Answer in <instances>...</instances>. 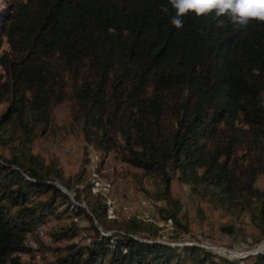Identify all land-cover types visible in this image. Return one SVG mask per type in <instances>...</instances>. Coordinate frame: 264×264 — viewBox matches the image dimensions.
Returning <instances> with one entry per match:
<instances>
[{
    "label": "trees",
    "instance_id": "trees-1",
    "mask_svg": "<svg viewBox=\"0 0 264 264\" xmlns=\"http://www.w3.org/2000/svg\"><path fill=\"white\" fill-rule=\"evenodd\" d=\"M16 3L0 26V264H238L158 240L161 227L136 215L107 217L91 177L63 176L31 143L65 102L99 152L98 174L115 151L153 176L154 198L167 200L155 208L159 218L177 222L180 204L168 193L175 176L221 206L245 208L264 239V186L254 184L264 176V23L240 28L190 12L177 29L168 0ZM40 227L51 246L37 236L34 247L26 242ZM43 247L51 259L21 260ZM244 260L264 264V249Z\"/></svg>",
    "mask_w": 264,
    "mask_h": 264
},
{
    "label": "rangeland",
    "instance_id": "rangeland-1",
    "mask_svg": "<svg viewBox=\"0 0 264 264\" xmlns=\"http://www.w3.org/2000/svg\"><path fill=\"white\" fill-rule=\"evenodd\" d=\"M21 0H0V26L3 17L11 14L13 5ZM1 28V27H0ZM7 48V43L0 31V51ZM264 100V89L262 90ZM5 102L0 101V112L4 109ZM31 150L42 156L43 159L55 158L62 170L63 176H68L71 180L78 175L92 177L95 169V163L99 159V152L89 143H86L81 136L79 123L72 117L67 103L58 104L53 110L52 122L46 128L45 132L38 133L31 143ZM4 154L6 150H2ZM111 168V182L108 185L106 195L113 199V209L118 211L120 216L128 217L137 215L141 212L139 207L140 199L150 198L155 208L165 206L166 198H154L155 181L152 175L146 170L133 167L124 161H121L115 151H109L98 166L100 174L105 176L104 169ZM257 187L264 186V176L258 175L254 183ZM168 193L171 198H176L180 204V210L177 213V222L172 221V227L159 237L161 240L171 243L182 244L184 240L202 238L214 247H221L224 250H238L240 255L226 254L224 251L216 253L226 257L227 260H234L238 264H244V257L247 254H253L254 250L264 249V239H261L255 224L251 221L248 211L245 208H232L221 206L206 194L193 191L187 184L179 181L172 176L169 183ZM85 206L84 203H81ZM158 210V209H156ZM160 213L157 211V216ZM158 216V217H159ZM161 217V216H160ZM80 218V217H79ZM61 218L59 223L63 221ZM78 219V218H77ZM55 220H48L49 224ZM80 226H87L88 222L80 218L77 221ZM231 225V230L222 229L223 226ZM35 229L31 237L26 242L35 246L34 236L39 237L46 243H50L44 228ZM48 230V229H47ZM85 230V229H83ZM109 231H106L108 233ZM149 237L150 233H145ZM153 236V235H152ZM77 239H80L77 235ZM82 241L86 238L81 239ZM51 246V243L49 244ZM258 247V248H257ZM249 249V250H248ZM245 253V254H243ZM227 255V256H226ZM51 252L45 249L33 250L29 253H20L22 261H33L36 263L51 259Z\"/></svg>",
    "mask_w": 264,
    "mask_h": 264
},
{
    "label": "clouds",
    "instance_id": "clouds-1",
    "mask_svg": "<svg viewBox=\"0 0 264 264\" xmlns=\"http://www.w3.org/2000/svg\"><path fill=\"white\" fill-rule=\"evenodd\" d=\"M174 10L170 23L175 28L183 27L182 17L194 13L197 17L214 13L217 18L227 17L235 26L247 27L251 21L264 23V0H168ZM168 5H161L160 11L169 14ZM217 26H224L223 20H217Z\"/></svg>",
    "mask_w": 264,
    "mask_h": 264
},
{
    "label": "built area",
    "instance_id": "built-area-1",
    "mask_svg": "<svg viewBox=\"0 0 264 264\" xmlns=\"http://www.w3.org/2000/svg\"><path fill=\"white\" fill-rule=\"evenodd\" d=\"M109 170L104 169V172L106 173L105 176H98L97 172H93L92 177H91V190L92 191H100L102 194H104L105 196V203H106V216L113 218V217H117L119 215L118 211L113 209V199H109V197L106 195L107 193V189H108V185H110L111 182V168L108 167ZM139 207L141 212L139 214H137L136 216L150 221L152 223H155L156 225H158L160 228V230H164L166 231L167 229L172 227V221L170 219V217H166L164 219L159 218L157 216V211L155 209V205L154 202L150 199V198H146V199H140L139 201ZM39 231L41 232V230L39 229ZM143 239H150V238H143ZM158 240H161L160 237H157ZM31 241V239H28ZM184 243H194L197 244L198 246H202L206 249H211L214 251H218L221 247H214L213 245L209 244L206 240L202 239V238H197V239H192V240H184ZM264 242V241H262ZM259 246V245H258ZM224 250V248H222ZM253 252H257V250H254Z\"/></svg>",
    "mask_w": 264,
    "mask_h": 264
},
{
    "label": "bare ground",
    "instance_id": "bare-ground-1",
    "mask_svg": "<svg viewBox=\"0 0 264 264\" xmlns=\"http://www.w3.org/2000/svg\"><path fill=\"white\" fill-rule=\"evenodd\" d=\"M264 245V243L263 244H260L258 247H261V246H263ZM257 247V248H258ZM249 250V249H248ZM219 251H224V252H227L226 254H229V255H234L235 257H238L239 255H240V252L238 251V250H235V249H233V250H221V249H219ZM243 254H245V253H243ZM227 256V255H226Z\"/></svg>",
    "mask_w": 264,
    "mask_h": 264
},
{
    "label": "water",
    "instance_id": "water-1",
    "mask_svg": "<svg viewBox=\"0 0 264 264\" xmlns=\"http://www.w3.org/2000/svg\"><path fill=\"white\" fill-rule=\"evenodd\" d=\"M54 183H55V185H57L59 188H61L62 190H64V191L68 194V196L72 199V193H71L70 191H67L65 187L59 185L57 182H54ZM80 204H81V203H80ZM81 205H83V204H81Z\"/></svg>",
    "mask_w": 264,
    "mask_h": 264
}]
</instances>
